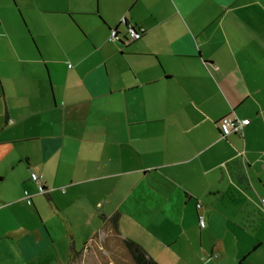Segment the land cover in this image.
Wrapping results in <instances>:
<instances>
[{
	"label": "crops",
	"instance_id": "0c3cea01",
	"mask_svg": "<svg viewBox=\"0 0 264 264\" xmlns=\"http://www.w3.org/2000/svg\"><path fill=\"white\" fill-rule=\"evenodd\" d=\"M11 5L0 264H106L115 245L131 258L125 240L175 256L196 228L207 264H264V0H27L26 22ZM228 116L242 134L221 137Z\"/></svg>",
	"mask_w": 264,
	"mask_h": 264
},
{
	"label": "rangeland",
	"instance_id": "374dc122",
	"mask_svg": "<svg viewBox=\"0 0 264 264\" xmlns=\"http://www.w3.org/2000/svg\"><path fill=\"white\" fill-rule=\"evenodd\" d=\"M11 1V3H10ZM5 0V2L7 3L8 7H12V0ZM18 6V9L20 10L22 16L26 17V14L31 12V13H37V9L35 7H31V9H25L22 4L23 2L27 3V0H15ZM195 0H190V4L193 3ZM14 11V10H13ZM14 14L16 15V13L14 12ZM126 14V13H125ZM24 17V20H25ZM16 19L17 22L19 24V28H20V20L18 19L17 15H16ZM124 18H121L118 22L121 24V21ZM193 19H197V17H190V21ZM201 20V19H200ZM26 22V20H25ZM121 29H124V26L121 24L120 25ZM124 31V30H123ZM107 39V37H106ZM76 44V45H75ZM71 46H74V52L75 53H82V51H85L84 53H86L87 51L90 50L89 46L87 45H79L77 43H75ZM92 49V48H91ZM70 63V62H69ZM71 65L73 64L72 62L70 63ZM35 174V173H33ZM37 175V174H36ZM39 176V175H38ZM28 194L27 191H24ZM23 192V193H24ZM132 211H136L137 209H133ZM198 227V226H197ZM137 225L133 223H128L125 225H121V230L122 232L125 229H128L129 231L131 230L132 232H136L137 231ZM202 229V228H200ZM199 228L193 231V243L190 247V238L189 241H187L184 245L180 246V247H176L174 248V252H175V256L171 255L169 253V251H165L164 255H157L155 256L154 254L148 256L150 258H152L153 260H157L156 262L158 264H207L209 262V258L208 257H203L201 255V253L199 251H197V243L199 242ZM119 246L115 245L112 249L114 251V255L107 253L106 251L101 255L102 259L104 260V263L106 264H117V262H119L120 264H135L134 261L132 260V258H130L129 256L125 255L123 256L121 254V251L119 250ZM171 252V251H170ZM117 258L118 261H117ZM120 260V261H119ZM207 262V263H206Z\"/></svg>",
	"mask_w": 264,
	"mask_h": 264
},
{
	"label": "built area",
	"instance_id": "2783aa9c",
	"mask_svg": "<svg viewBox=\"0 0 264 264\" xmlns=\"http://www.w3.org/2000/svg\"><path fill=\"white\" fill-rule=\"evenodd\" d=\"M121 24L126 25V21L122 19ZM116 31L117 30L114 29L111 30L108 38L109 41L117 40ZM144 32L145 31L142 28H135L130 25H127V35L130 41H135L140 39ZM246 124H248V120H239L236 117H232V116L224 117L223 119L220 120L218 125L220 135L222 138H226L231 134H242V130ZM30 178L36 184L38 194L46 193V188L42 185L40 176L36 174H31ZM23 199L26 200L25 203L27 206L31 205V201H32L30 200L31 197L26 192L24 193ZM196 208L200 209L202 207L199 203H197ZM198 223L200 228L204 227L203 218L201 216L198 217Z\"/></svg>",
	"mask_w": 264,
	"mask_h": 264
},
{
	"label": "trees",
	"instance_id": "16d2710c",
	"mask_svg": "<svg viewBox=\"0 0 264 264\" xmlns=\"http://www.w3.org/2000/svg\"><path fill=\"white\" fill-rule=\"evenodd\" d=\"M123 25V24H122ZM126 26V31H127V25ZM111 30L113 29H110L109 30V34L111 32ZM114 30H116L114 28ZM118 31V30H117ZM117 31H116V35H117ZM144 34V33H143ZM142 34V36H143ZM141 36V38H142ZM109 38V36H108ZM140 38V39H141ZM118 39V38H117ZM138 39V40H140ZM138 40H135V41H138ZM117 40H114V41H111V42H115ZM127 41L130 42V40L127 38ZM31 180V178H30ZM32 181V180H31ZM33 182V181H32ZM34 183V182H33ZM41 183H42V178H41ZM35 184V183H34ZM36 185V184H35ZM43 185V184H42ZM44 186V185H43ZM25 193V192H24ZM31 200V199H30ZM26 201V200H24ZM124 245L126 246V248L128 249L129 253H130V256L132 258V260L134 261L135 264H158L156 261H154L152 258L148 257L144 250L137 244H135L134 242L130 241V240H125L124 241Z\"/></svg>",
	"mask_w": 264,
	"mask_h": 264
}]
</instances>
